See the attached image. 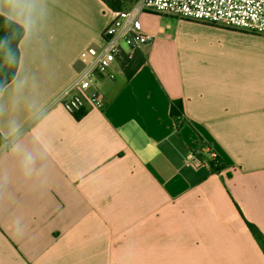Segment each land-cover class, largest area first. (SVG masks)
Wrapping results in <instances>:
<instances>
[{
    "label": "crops",
    "instance_id": "crops-1",
    "mask_svg": "<svg viewBox=\"0 0 264 264\" xmlns=\"http://www.w3.org/2000/svg\"><path fill=\"white\" fill-rule=\"evenodd\" d=\"M0 14L25 30L0 89V264H264L247 226L264 237V35L144 12V62L75 116L56 100L103 44L105 2Z\"/></svg>",
    "mask_w": 264,
    "mask_h": 264
},
{
    "label": "built area",
    "instance_id": "built-area-1",
    "mask_svg": "<svg viewBox=\"0 0 264 264\" xmlns=\"http://www.w3.org/2000/svg\"><path fill=\"white\" fill-rule=\"evenodd\" d=\"M111 22L104 30V42L81 53L82 68L57 97L56 102L72 115L105 108L102 84L114 81L117 69L124 71L152 37L138 29L144 12L168 13L180 18L222 25L264 35V0H138L129 9H112ZM217 166L216 153L207 148Z\"/></svg>",
    "mask_w": 264,
    "mask_h": 264
},
{
    "label": "trees",
    "instance_id": "trees-1",
    "mask_svg": "<svg viewBox=\"0 0 264 264\" xmlns=\"http://www.w3.org/2000/svg\"><path fill=\"white\" fill-rule=\"evenodd\" d=\"M105 4L112 9H129L133 3H129L128 7L123 5L124 0H102ZM25 30L19 23L0 14V89L2 90L8 85L15 77L20 59L19 45L23 39ZM144 62V59L138 54L129 62L125 68L127 77L129 78L132 73ZM183 112V103L181 100L172 101L171 113L174 116H180ZM2 137L0 135V142ZM203 145H206L205 143ZM208 147V145H206ZM216 157L221 161L217 154ZM210 166L216 172H220L221 166H217L213 159L208 160ZM247 226L257 242L260 244L264 251V237L261 231L252 223L247 222Z\"/></svg>",
    "mask_w": 264,
    "mask_h": 264
},
{
    "label": "rangeland",
    "instance_id": "rangeland-1",
    "mask_svg": "<svg viewBox=\"0 0 264 264\" xmlns=\"http://www.w3.org/2000/svg\"><path fill=\"white\" fill-rule=\"evenodd\" d=\"M133 2H134V0H124V1H123V5H124L125 7H128V5H130L129 3H133ZM136 2H137V1H136ZM136 2H135V3H136ZM133 4H134V3H133ZM133 4H132V5H133ZM132 5H131V6H132Z\"/></svg>",
    "mask_w": 264,
    "mask_h": 264
}]
</instances>
